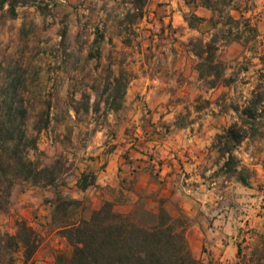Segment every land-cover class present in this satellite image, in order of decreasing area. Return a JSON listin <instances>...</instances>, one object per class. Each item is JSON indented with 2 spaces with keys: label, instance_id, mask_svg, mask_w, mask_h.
<instances>
[{
  "label": "rangeland",
  "instance_id": "374dc122",
  "mask_svg": "<svg viewBox=\"0 0 264 264\" xmlns=\"http://www.w3.org/2000/svg\"><path fill=\"white\" fill-rule=\"evenodd\" d=\"M43 1L42 11L18 6L14 16L0 8V88L9 74L22 76L21 89L31 108L28 129L36 137V150L27 158L40 166L57 161L62 173L56 187L17 180L0 211V232L14 234L18 220L30 225L26 214L35 221L40 245L64 246L48 201L57 192L69 198L77 192L87 216L114 195V189L96 185L108 159L114 155L128 164L142 154L157 177L162 165L186 167L175 178L195 197L207 196L200 203L203 212L228 211L224 225L208 219L209 226L226 227L218 240L222 245L232 243L237 251L238 244H251L254 234L264 233V136L245 139L233 152L247 186L237 180L239 169L222 168L224 159L213 147L216 135L238 122L229 105L241 106L249 98L262 67L264 0H235L258 36L245 34L244 41L218 52L228 66L247 71L240 72L235 85L214 90L198 79L190 46L211 33L210 11L182 0H147L143 18L128 29L130 0ZM192 13L204 19L193 29L185 21ZM231 14L239 17L236 11ZM120 73L121 82L128 81L124 88L114 84ZM47 110L48 127L32 132V122ZM82 175L92 184L81 195L77 185ZM125 188L131 189L132 181ZM145 197L139 193L127 213L135 206L146 208ZM42 214H47L45 221L39 219ZM185 218L192 226L194 220ZM207 250L203 244L200 255ZM235 257L225 264H234ZM21 259L19 253L14 264Z\"/></svg>",
  "mask_w": 264,
  "mask_h": 264
},
{
  "label": "trees",
  "instance_id": "16d2710c",
  "mask_svg": "<svg viewBox=\"0 0 264 264\" xmlns=\"http://www.w3.org/2000/svg\"><path fill=\"white\" fill-rule=\"evenodd\" d=\"M182 1L187 6L194 5L211 12L209 36L190 41L191 52L197 58L198 79L204 81L209 90L235 85L240 72L247 69H233L219 58L218 52L232 42L244 41L245 34L256 38L255 24L239 11L235 0ZM146 2L130 0L133 9L125 14L128 29L136 19L143 18ZM43 4V0H0V8L7 7L6 11L12 16L18 6L31 5L42 11ZM232 11L238 12L239 17H233ZM185 21L193 29L204 19L192 13L185 17ZM96 53L99 55L98 51ZM94 56L96 54L89 53V57ZM260 60L262 67L257 71L249 98L241 106L233 102L229 105L238 122L217 134L213 146L224 159L222 168L225 171L236 172L239 169L237 180L244 186L248 182L233 152L245 139L264 136V58ZM122 79L123 74L120 73L114 78V84L126 87L128 81L122 83ZM5 81L0 88V211L8 205L11 189L17 180L32 186L56 187L62 173L57 161L40 166L27 158L30 150H36V137L28 129L31 108L21 89L24 79L20 74L12 73ZM74 112H77L76 108ZM38 116L30 128L34 133L47 128L50 123L48 110ZM91 184L82 175L77 186L84 191ZM48 202L53 207L52 222L58 225L59 234L71 247L69 260L56 264H212L192 254L186 239L188 220L184 216H171L163 204L155 213L142 206H135L129 213H117L113 203L105 201L85 216L81 200L57 192L55 199ZM251 239V244L237 245L234 264H264V233L254 234ZM39 245L36 230L25 221L18 220L14 234L0 232V264H14L19 253L24 262H29Z\"/></svg>",
  "mask_w": 264,
  "mask_h": 264
},
{
  "label": "crops",
  "instance_id": "0c3cea01",
  "mask_svg": "<svg viewBox=\"0 0 264 264\" xmlns=\"http://www.w3.org/2000/svg\"><path fill=\"white\" fill-rule=\"evenodd\" d=\"M118 158L112 155L108 159L105 170L101 172V176L96 181V185H100V187L114 189V195L105 197V200L113 203L115 212L127 213L131 204L138 198L139 193H143L146 196L145 203L148 211L157 212L159 204L163 203L164 208L171 216H184L194 220L192 226L186 230V239L192 254L196 258L201 257L205 262L210 261L212 264H216V261L225 264L234 258L236 249L232 243L222 245L218 242L223 237L222 233L227 232L226 227L224 230L221 226L215 228L209 226L208 221L209 219L216 225H224L229 215L228 211L218 210L217 214H207L202 211L200 203L204 202L207 196H201L202 199L195 197L192 189L183 187L187 185L179 186L178 180L175 178L180 176L179 172L185 170L186 167L180 168L179 165L176 168L174 165L169 167L162 165L161 177H157L152 171L150 162H147L142 154L136 156L133 163L128 164ZM128 181H132V188L129 190L125 188V183ZM99 190L101 191V189ZM85 191L80 190V194H84ZM78 197L77 192L72 196L74 199H78ZM34 203L37 206V199ZM45 215L47 214H42L39 219L45 221ZM24 216L29 219L30 225L33 226L35 221L28 218L26 214ZM227 224L229 225V223ZM62 242L64 246L45 242L39 246L32 260L24 262L21 259L17 264H56L68 261L71 255V247L63 237ZM203 244L208 250L207 253L200 255Z\"/></svg>",
  "mask_w": 264,
  "mask_h": 264
}]
</instances>
